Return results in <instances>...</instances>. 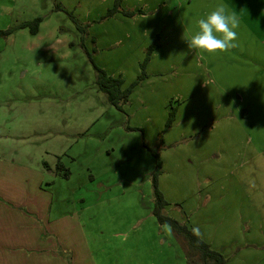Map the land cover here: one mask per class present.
<instances>
[{
	"label": "rangeland",
	"instance_id": "rangeland-1",
	"mask_svg": "<svg viewBox=\"0 0 264 264\" xmlns=\"http://www.w3.org/2000/svg\"><path fill=\"white\" fill-rule=\"evenodd\" d=\"M122 1L134 16L100 19L113 0H0V153L69 171L44 185L77 223L76 245L58 249L67 264L200 263L151 214L147 148L165 216L225 264H264V0ZM219 3L240 19L237 47L201 56L188 41ZM38 17L36 33L20 27ZM155 41L148 81L116 109L93 64L128 87Z\"/></svg>",
	"mask_w": 264,
	"mask_h": 264
},
{
	"label": "crops",
	"instance_id": "crops-1",
	"mask_svg": "<svg viewBox=\"0 0 264 264\" xmlns=\"http://www.w3.org/2000/svg\"><path fill=\"white\" fill-rule=\"evenodd\" d=\"M152 60L151 54L147 77ZM112 77H120L126 88L122 74ZM46 172L58 175L49 165L36 167L0 153V264H67L58 249L67 241L76 245L77 223L52 208V193L44 187ZM149 173L146 183L150 182ZM72 234H76L74 241Z\"/></svg>",
	"mask_w": 264,
	"mask_h": 264
},
{
	"label": "trees",
	"instance_id": "trees-1",
	"mask_svg": "<svg viewBox=\"0 0 264 264\" xmlns=\"http://www.w3.org/2000/svg\"><path fill=\"white\" fill-rule=\"evenodd\" d=\"M122 0H113V4L110 8L107 9L106 13L101 16V19H105L106 17H111L115 13L120 12L125 16H134L135 12L131 10H125L121 7ZM137 12H141L138 10ZM71 18L77 23L74 16L70 15ZM41 18H35L31 21L24 22L20 25V27L29 26L31 33H36L38 29V24L40 23ZM87 25V24H85ZM10 30L0 31L1 34H8ZM157 41V40H156ZM154 42L150 45L145 53L144 59L140 64V74L138 77L130 83V85L126 88H123V82L120 77H112L107 75V73L93 64V68L97 73L96 84L98 89L105 94L107 101L113 107L118 110H122L123 106L126 105L129 101V97L133 91V89L142 81H144L146 76V66L150 61V57L152 52L156 48L157 42ZM95 43L94 40H92ZM94 50V49H93ZM177 109L175 107H171L168 112V116L164 125V129L162 133H165L174 123ZM150 152L153 160H154V170L151 173V187H152V197H153V208L151 210L152 216L156 219L159 225H171L172 231L178 235H181L189 244V246L199 254L198 262H193L191 260H187L188 264H225V259L223 256L212 250L208 244H206L200 236L191 228H188L185 224H181L177 222L175 219H172L168 216H165L163 210L168 203L165 201L162 193L159 190L158 186V178L161 175V167L162 162L158 152L154 149L147 148ZM55 172L59 174L63 178H67L69 176V171L62 165L60 159L58 158L55 165Z\"/></svg>",
	"mask_w": 264,
	"mask_h": 264
},
{
	"label": "clouds",
	"instance_id": "clouds-1",
	"mask_svg": "<svg viewBox=\"0 0 264 264\" xmlns=\"http://www.w3.org/2000/svg\"><path fill=\"white\" fill-rule=\"evenodd\" d=\"M240 19L235 12H230L227 6L219 3L214 10L197 21V30L188 41L189 48L201 56H214L228 52L237 47V29ZM170 235L171 225L162 226Z\"/></svg>",
	"mask_w": 264,
	"mask_h": 264
}]
</instances>
